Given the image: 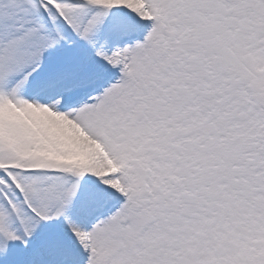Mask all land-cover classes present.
<instances>
[{
	"label": "snow or ice",
	"instance_id": "snow-or-ice-1",
	"mask_svg": "<svg viewBox=\"0 0 264 264\" xmlns=\"http://www.w3.org/2000/svg\"><path fill=\"white\" fill-rule=\"evenodd\" d=\"M0 264H264V0H0Z\"/></svg>",
	"mask_w": 264,
	"mask_h": 264
}]
</instances>
